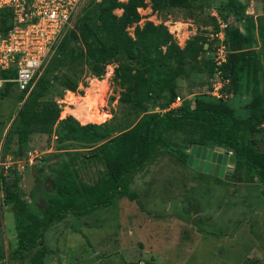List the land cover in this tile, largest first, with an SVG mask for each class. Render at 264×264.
Here are the masks:
<instances>
[{"label": "rangeland", "instance_id": "1", "mask_svg": "<svg viewBox=\"0 0 264 264\" xmlns=\"http://www.w3.org/2000/svg\"><path fill=\"white\" fill-rule=\"evenodd\" d=\"M226 1L187 0V7L181 8L168 0L154 10L146 0L145 7L138 9L140 21L129 26L127 33L135 39L136 26L141 28L147 22L162 25L170 35V43L180 50L194 36L202 37V52L197 58L189 55L185 59V74L174 81L177 96L182 103H193L199 95L217 99L220 95L238 117L245 118L249 113L247 97L227 94L222 83L215 91L221 80L217 64L218 21H225L227 15L221 12V6ZM240 2L246 6L245 15L253 19L254 32L264 39V0ZM121 13V9L114 10L117 16ZM225 22L245 33L243 21L228 15ZM71 45L85 53L79 42ZM136 53L139 55V51ZM138 55L124 60L132 77L129 83L115 75L117 61H110L99 73L92 64L82 61L67 63L55 72L53 86L44 99L56 102L60 110L58 120L52 126H34L21 155L17 152L16 114L22 102L18 94L0 97V251L6 264H31L30 258L36 251L9 260L17 239L14 216L6 206L3 188L11 186L15 172L21 175L20 186L27 204L40 202L41 188L51 186L45 181L54 182L57 172L64 168H72L79 182L92 185L108 175L105 163L96 157L97 147L130 129L144 111L166 108L168 93H163L157 102L144 103L142 108L131 105L145 89L140 78L148 77ZM259 62L264 96V55ZM66 75L78 82L74 90L66 86ZM125 96L128 98L122 102ZM91 111L106 114L98 118ZM68 117L79 126L109 124L114 132L104 138H73L67 124L59 125ZM262 130L250 138L252 145L264 152V125ZM76 152L79 158L73 160ZM228 170L223 175L204 172L197 164L193 168L182 162L179 153L160 150L132 175L129 190L135 199L123 196L109 208L82 217L69 214L61 223L48 227L44 238L50 254L43 264H264V186L256 179L249 183L235 181L230 177L233 169Z\"/></svg>", "mask_w": 264, "mask_h": 264}, {"label": "trees", "instance_id": "2", "mask_svg": "<svg viewBox=\"0 0 264 264\" xmlns=\"http://www.w3.org/2000/svg\"><path fill=\"white\" fill-rule=\"evenodd\" d=\"M145 1L126 0L125 3H120L119 0H100L91 4L78 19L75 28L66 34L28 93L19 92L11 82L4 83L0 89L1 98L18 94L22 102L16 114L19 155L26 148L34 126H52L58 120L60 110L56 102L44 98L53 86L54 73L67 63L82 61L92 64L99 73L110 61H117L119 66L115 75H119L121 81L129 83L132 77L124 60L136 58V51H139L137 59L148 77L147 80L140 78V85L145 89L134 101L127 102L133 106H144V103L151 100L157 102L163 93L169 95L166 108L151 113L144 111L143 116L130 129L97 147L96 157L103 160L108 171L107 177L100 181L92 185L79 182L72 168H64L57 172L54 189L50 186V192L46 188L39 191L43 200V206H40V202H24L20 186L21 175L19 172L14 173L11 186L3 188L6 206L10 207L14 216L17 239L16 248L11 251L9 260L36 250L30 263L43 264L50 254L44 238L48 227L61 223L69 214L82 217L96 210L109 208L123 196L135 199V194L129 190L132 175L142 170L160 150L179 153L181 161L187 163V151L193 146L224 148L233 154L234 165L230 175L233 180L249 183L256 179L264 186V152H259L250 138V135L256 137L260 130L263 132L264 125V96L259 62L264 55V39L259 37L261 48L259 51L255 49L257 40L254 23L251 16L245 15L246 6L238 0H227L221 6V12L227 15L223 20L226 21L228 15H231L236 21H243L245 33L239 27H227L224 41L226 58L218 66L226 93L233 97L248 98V116L241 118L226 99L206 95L195 97L193 103L185 100L181 106L169 108V103L179 97L174 81L185 74V59L189 55L192 58L198 57L202 52L204 39L194 36L180 50L170 43V35L164 26H155L150 22L141 28L136 26L135 39H132L127 28L140 21L138 9L145 7ZM167 1L149 0L154 10ZM171 2L181 8L188 5L187 0ZM116 9L122 10L120 16L114 14ZM10 22V10H0V32L5 33L11 26ZM72 42H79L84 46L85 53L77 51L71 45ZM66 76L69 79L66 86L74 90L78 82L71 76ZM12 77L13 71L0 72V78ZM126 98L128 96L121 101L125 102ZM61 124H67V131L73 138L80 135H88L94 139L104 138L114 132L109 124L79 126L70 117L59 122ZM78 158L79 154L76 152L72 159ZM34 194L37 196L36 188ZM6 263L0 251V264Z\"/></svg>", "mask_w": 264, "mask_h": 264}, {"label": "built area", "instance_id": "3", "mask_svg": "<svg viewBox=\"0 0 264 264\" xmlns=\"http://www.w3.org/2000/svg\"><path fill=\"white\" fill-rule=\"evenodd\" d=\"M100 0H0V10L11 13V26L0 32V72L13 71L14 77L0 78V89L11 82L19 92L28 93L42 74L66 34L75 28L84 10ZM218 62L226 58L225 31L228 22L219 20ZM222 81L215 91L222 87ZM220 98V95H217ZM180 97L169 108L181 106ZM227 155H233L227 150Z\"/></svg>", "mask_w": 264, "mask_h": 264}, {"label": "water", "instance_id": "4", "mask_svg": "<svg viewBox=\"0 0 264 264\" xmlns=\"http://www.w3.org/2000/svg\"><path fill=\"white\" fill-rule=\"evenodd\" d=\"M252 137V136H250ZM259 152H262V150H258ZM188 152V159L187 164L192 166L193 168L198 164L199 166H202L204 164V172L208 173H220V175H223V172L225 169H229L228 172H231V168L233 169L234 164V158L233 156L228 157L227 156V150L224 148H218L215 147L213 149H207V148H201V147H191ZM227 172V174H229ZM46 182H50L52 189L55 188V183L51 180H46ZM47 192H50V189L46 188ZM43 203V200H40V204ZM9 253V252H8ZM8 258V254L6 256V259Z\"/></svg>", "mask_w": 264, "mask_h": 264}, {"label": "crops", "instance_id": "5", "mask_svg": "<svg viewBox=\"0 0 264 264\" xmlns=\"http://www.w3.org/2000/svg\"><path fill=\"white\" fill-rule=\"evenodd\" d=\"M238 1L240 2V0H238ZM251 8H252V7H251V5H250V8H248V12H249V13H251V11H250ZM245 13H247L246 10H245ZM246 15L249 16V14H246ZM255 38H256V40H257V45H256L257 47H256L255 49H257V50L259 51L260 48H261V41H260L259 37L257 36V33H256V32H255ZM91 112H92V114H93L94 111H91Z\"/></svg>", "mask_w": 264, "mask_h": 264}, {"label": "bare ground", "instance_id": "6", "mask_svg": "<svg viewBox=\"0 0 264 264\" xmlns=\"http://www.w3.org/2000/svg\"><path fill=\"white\" fill-rule=\"evenodd\" d=\"M95 104V103H94ZM94 114H93V116H98V118L102 115V114H106V113H103V112H100V113H98L97 115L95 114V112H93ZM108 115V114H107ZM106 115V116H107ZM98 121V120H97ZM101 121H103V120H101Z\"/></svg>", "mask_w": 264, "mask_h": 264}, {"label": "flooded vegetation", "instance_id": "7", "mask_svg": "<svg viewBox=\"0 0 264 264\" xmlns=\"http://www.w3.org/2000/svg\"><path fill=\"white\" fill-rule=\"evenodd\" d=\"M199 162H200V161H198V164H197V165H198V167H199V168H203V169H204V164H202V166H199Z\"/></svg>", "mask_w": 264, "mask_h": 264}, {"label": "clouds", "instance_id": "8", "mask_svg": "<svg viewBox=\"0 0 264 264\" xmlns=\"http://www.w3.org/2000/svg\"><path fill=\"white\" fill-rule=\"evenodd\" d=\"M189 151V150H188Z\"/></svg>", "mask_w": 264, "mask_h": 264}]
</instances>
